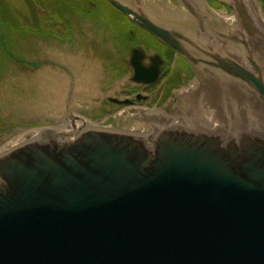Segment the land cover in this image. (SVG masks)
I'll list each match as a JSON object with an SVG mask.
<instances>
[{
	"label": "water",
	"instance_id": "1",
	"mask_svg": "<svg viewBox=\"0 0 264 264\" xmlns=\"http://www.w3.org/2000/svg\"><path fill=\"white\" fill-rule=\"evenodd\" d=\"M108 1L180 52L193 81L172 109L111 126L92 125L70 88L55 124L5 144L0 264H264L261 5L222 0L223 15L179 0L190 11L170 22L144 0ZM141 55L133 80L156 81Z\"/></svg>",
	"mask_w": 264,
	"mask_h": 264
},
{
	"label": "flooded vegetation",
	"instance_id": "2",
	"mask_svg": "<svg viewBox=\"0 0 264 264\" xmlns=\"http://www.w3.org/2000/svg\"><path fill=\"white\" fill-rule=\"evenodd\" d=\"M23 1L27 5V13L22 16L17 11L16 4H11L10 0H0L1 37L5 34L1 23L9 21L12 24L24 25L29 30L34 29L31 30L41 35L39 39H43L46 43L50 41L66 43L74 41L75 35L80 33L82 26L89 23L93 27L89 31L105 39L103 41L109 50V53L105 50L106 58H109L108 54L112 57L114 53H126L121 59L123 63L118 64L119 59L117 58L113 64L104 63L105 70L113 69L114 71V74H110L111 78L106 79L108 85L115 87V90L111 92L103 88L99 95L101 107L98 109L101 110H98V115L108 114L107 118L114 119L120 112L119 109L126 111L137 107L143 110H170L174 104L172 99L177 100L184 87L193 81V76H195L193 69L180 52L135 22L108 0ZM129 1L132 6H135L134 0ZM201 1L192 0L193 5L198 9ZM256 2L261 5L264 15V0H256ZM144 3L152 13L170 22L172 19L173 21L182 20L184 12L189 13L190 11L185 9L182 6L183 2L179 0H144ZM204 3L220 14H231V7L222 0H204ZM38 6L44 15L39 13ZM18 28L21 27L18 26ZM43 36L49 39L46 40L42 38ZM136 48L142 54L139 59L143 66L151 67V69L158 65L161 66L162 72L156 81L141 83L133 80L134 66L129 62V58ZM18 61L28 67L33 66L36 69L39 67L36 62H22L20 58ZM111 66L113 67L110 68ZM118 100L128 102L121 103ZM104 102L108 104L104 105ZM119 106L120 108L117 109L116 107Z\"/></svg>",
	"mask_w": 264,
	"mask_h": 264
},
{
	"label": "rangeland",
	"instance_id": "3",
	"mask_svg": "<svg viewBox=\"0 0 264 264\" xmlns=\"http://www.w3.org/2000/svg\"><path fill=\"white\" fill-rule=\"evenodd\" d=\"M10 2L16 4L22 16L27 13L23 0ZM38 10L42 14L39 6ZM1 25L5 34L0 36V149L32 127L55 124L66 112L64 103L68 101L70 88L76 93L75 102L81 114L92 125L121 124L128 116L129 111L119 109L120 106L116 107L120 112L114 119L107 118L108 114L98 115L103 88L115 90L106 79L111 78L114 71L105 70L104 63L113 64L116 58L118 64L123 63L121 59L126 53H114L112 57L108 54L106 58L105 39L89 31L92 25L82 26L74 41L66 43H46L39 39L41 35L32 31L34 29L29 30L24 25L9 21ZM19 58L22 62H36L39 67L20 64Z\"/></svg>",
	"mask_w": 264,
	"mask_h": 264
},
{
	"label": "bare ground",
	"instance_id": "4",
	"mask_svg": "<svg viewBox=\"0 0 264 264\" xmlns=\"http://www.w3.org/2000/svg\"><path fill=\"white\" fill-rule=\"evenodd\" d=\"M160 12H162V11H160ZM184 14L186 15V12H184Z\"/></svg>",
	"mask_w": 264,
	"mask_h": 264
}]
</instances>
